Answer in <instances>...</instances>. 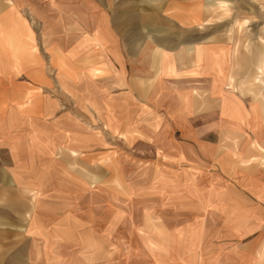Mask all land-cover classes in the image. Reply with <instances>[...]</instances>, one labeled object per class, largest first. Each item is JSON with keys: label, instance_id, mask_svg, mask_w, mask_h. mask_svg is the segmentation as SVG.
<instances>
[{"label": "crops", "instance_id": "crops-1", "mask_svg": "<svg viewBox=\"0 0 264 264\" xmlns=\"http://www.w3.org/2000/svg\"><path fill=\"white\" fill-rule=\"evenodd\" d=\"M150 27L148 22L144 28ZM129 30L141 32V25L124 27L104 0H0V264H31L30 256L53 251L75 257L83 248L86 254L94 224L81 216L89 207L78 199L77 180L86 196L93 154L102 151L108 135L144 128L137 119L126 120L125 98L137 112L141 105L149 113L165 112L158 99L167 88L179 94L183 70L192 73L188 113L197 117V128L205 127L207 115L215 139L177 142L169 130L162 135L168 129L163 123L142 132L155 146L164 136V144L168 139L177 146L176 154L183 144L210 145L212 172L227 184L220 185L224 195L215 201L221 212L197 217L200 227L178 234L168 260L153 257L150 264H264V68L237 88L229 57L214 59L207 75L203 57L183 69L176 59L159 64L149 49L165 46L126 40ZM94 52L101 56V85L93 77ZM255 63L264 65V57ZM169 72L171 78L164 76ZM258 75L260 83H249ZM95 96L99 105H92ZM82 109L100 113L101 134L82 122ZM186 122L171 128H185ZM196 153L202 159L204 149ZM78 162L84 164L80 170Z\"/></svg>", "mask_w": 264, "mask_h": 264}, {"label": "rangeland", "instance_id": "rangeland-1", "mask_svg": "<svg viewBox=\"0 0 264 264\" xmlns=\"http://www.w3.org/2000/svg\"><path fill=\"white\" fill-rule=\"evenodd\" d=\"M104 1L124 27L141 25V32H125L126 40L143 41L146 38L165 46L149 49L151 58L156 57L152 60L159 64H172L176 59L183 69L197 57H203V73L207 75L212 71L214 59L218 61L229 57L234 62L231 74L234 76L232 79L237 80V88H243L245 79L264 68V65L255 63L264 57V0ZM148 22L151 23L150 29L144 28ZM199 42L201 47L198 48ZM178 45L180 47L174 55L172 50ZM144 59L146 56L142 55V63ZM100 61L101 56L95 53L93 77L98 78L99 85V78L104 74ZM183 71L179 73L180 80L176 84L180 88L179 94L174 95L166 87V96L158 99L157 104L163 106L161 108L165 112L149 113L144 111L147 107L143 105L137 112V107L133 110L132 104H128L125 98V104L130 109V112L125 113L126 120L137 119L144 128L141 132L133 133L130 130L122 135H108L102 151L93 154L92 187L86 196L82 190L84 185L77 180L78 199L89 207L86 214L82 212L81 216L87 220L92 218L94 224L92 237L87 241L86 254L82 248L77 250L75 257L73 254L54 256L52 250L50 255L30 256L31 264H67L69 259L72 264H95L100 261L105 264H150L153 257L159 263H165L168 260L165 254L177 249L178 234L184 228L185 231L197 229L200 227V224L195 223L197 217L212 216L218 210L214 208L215 201L224 195L220 185L227 183L218 182L212 172L211 146L183 144L185 150L182 151L190 152H186L183 158L178 156L181 150L176 154V145L168 144V139L166 144L163 142L165 139L162 135L168 130L177 142H196L197 136L204 137L205 141H213L216 137L211 127L207 126L206 121L210 119L207 115L203 119L205 127L197 128V117H191L188 113L191 97L186 88L191 83L188 76H192V73ZM164 76L171 78L172 73ZM258 76H253L249 83H260ZM208 78L205 77L206 85L210 83ZM231 87L234 88V82ZM112 100L114 98L109 101ZM100 103V96L92 98V105ZM80 115L88 127L92 123L94 134L104 131L99 121L100 113L82 109ZM115 115L110 112L107 117L111 120ZM185 122V128L179 126L180 129L172 130L174 124L183 126ZM152 123L168 126L166 130L161 129V143L156 146L150 145L148 137L142 132H148L145 126ZM222 147L228 148L227 145ZM198 148L204 149L202 159L197 158ZM82 167L83 162H78L77 169ZM78 243L85 247L83 242ZM33 248L31 243L30 249ZM61 252L68 253V250Z\"/></svg>", "mask_w": 264, "mask_h": 264}]
</instances>
